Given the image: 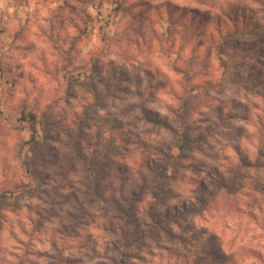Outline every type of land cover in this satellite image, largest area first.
I'll return each instance as SVG.
<instances>
[{"label":"rangeland","instance_id":"1","mask_svg":"<svg viewBox=\"0 0 264 264\" xmlns=\"http://www.w3.org/2000/svg\"><path fill=\"white\" fill-rule=\"evenodd\" d=\"M236 5L262 28L229 37L228 25L219 45L217 17ZM263 11L264 0H0V264H264ZM171 129L188 149H169ZM169 152L153 208L147 164ZM209 193L201 213L161 229L148 217Z\"/></svg>","mask_w":264,"mask_h":264},{"label":"trees","instance_id":"2","mask_svg":"<svg viewBox=\"0 0 264 264\" xmlns=\"http://www.w3.org/2000/svg\"><path fill=\"white\" fill-rule=\"evenodd\" d=\"M263 14H264V11H263ZM202 19L205 20L206 17L203 16ZM216 23H218V24L221 23L220 27L218 28V31H219L218 37L220 39L218 44L222 45V46L228 44L229 37L232 34H237L238 32L244 33L241 30H239V27H240L239 24L240 25L243 24L246 27H248V31H249L248 33H250L251 35H255L257 33V31L262 28L261 23L259 22L258 18H253V16H251L250 13L245 12L243 8L239 9V7L237 5L232 6L228 10L222 11L218 15ZM228 25L230 27V30H232V32H230L228 39H226L225 36L227 33L225 35H223L224 32H222V29H223V27H225V29H228ZM230 30L228 29V31H230ZM262 41L264 42V40H262ZM93 98H96L95 94H94ZM82 106L83 107L81 109V112L75 117L76 120L75 121L73 120L74 125H75L76 129L78 130L77 132L79 134H80L81 130L83 129L84 125L86 124L85 121H87V119L89 118L88 108L90 105L84 104ZM20 120L25 121V124H23V125H26L25 127L29 131L30 141L36 142L35 135L38 131V128H39L38 125L40 122H37L35 120V114L33 112L23 114V116H21ZM20 129H23V128H20ZM171 132L173 133V136H175V142H174V144H172L169 147L170 150L172 148H177L179 152H182L183 150H186L190 147L191 144H190V142L186 136L185 130L171 129ZM78 133H76V134H78ZM76 142L77 141L75 140V138L73 136H71L70 137V146H69V148L71 149V154L77 160V162L83 166V170L88 175L87 178L90 182L89 186L91 187V189L97 190L98 180H96L95 177L91 179L90 172H89L91 169H93L95 167V166H92V164H94L92 162L93 160H91V162H90V158H88V156H85L84 154H82L78 151ZM166 159H167L166 161L158 163V164H156V163L153 164L150 162L147 164V167H148V169H149V171L153 177L152 183L149 186V189L151 191V192H149L150 198H151L150 203H151V207H153V208L163 202L164 198L162 197V195L164 192L161 189L163 186H165L166 178H168V176H169L168 167L172 166L174 168L173 160L175 158H174L173 154H171L170 152L168 154H166ZM244 162H245V160H240L241 164H243ZM21 165L23 166L25 171H29V172L33 171L32 170L33 166L28 162V160L21 161ZM95 174L97 176V171ZM231 177H232V175H231ZM232 180H233L232 185H235L237 178L233 177ZM229 187H230V185L228 183L224 182L223 180H220V182H218L217 186H215V188H218L217 189L218 191H224V190L230 191ZM215 195H216V193L215 194L209 193L207 198H205L203 200L199 199V204H191V205H185L184 204V205H182L181 208L175 207L174 212H172V214H168L164 217L155 216L154 212H149L148 217H149V219H150V221L154 227L161 229L163 227V223H165L169 220L173 223H176L175 221L177 219L184 218L185 215H187V214L201 213L202 209H204L205 206L209 203V198L211 196H215ZM129 204H131V202ZM129 204L126 208L119 206V204H114L115 210L117 212L122 213L121 214V215H123V216H121L122 220H123V218L126 219V216L130 217L131 206Z\"/></svg>","mask_w":264,"mask_h":264}]
</instances>
